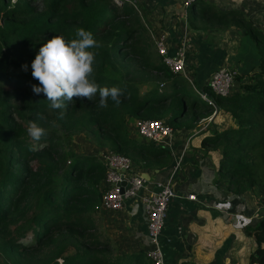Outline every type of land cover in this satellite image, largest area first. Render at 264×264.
Segmentation results:
<instances>
[{
  "label": "trees",
  "instance_id": "16d2710c",
  "mask_svg": "<svg viewBox=\"0 0 264 264\" xmlns=\"http://www.w3.org/2000/svg\"><path fill=\"white\" fill-rule=\"evenodd\" d=\"M185 19L201 31L237 27L243 43L255 49L256 61L246 59L235 75L239 82L238 76L247 77L241 88L235 84L230 94L219 95L208 82L199 85L214 105L193 94L186 76L168 69L129 1L0 0L1 264H152L142 248L116 250L99 229L106 166L96 154L77 152L74 136L81 132L99 147L128 156L136 169H153L170 151L135 138L131 119H161L175 131L194 130L213 111L202 138L203 144H221L213 181L255 201L260 219L244 226L253 242L246 264H264V30L240 8L210 0H194ZM78 27L101 45L92 49V78L101 87L121 88L119 104L109 98L100 108L97 93L92 101L77 99L53 110L43 93H33L38 81L32 69H20L31 67L47 39L57 34L70 40ZM38 113L45 119H37ZM33 120L46 129L40 141L28 135Z\"/></svg>",
  "mask_w": 264,
  "mask_h": 264
},
{
  "label": "crops",
  "instance_id": "0c3cea01",
  "mask_svg": "<svg viewBox=\"0 0 264 264\" xmlns=\"http://www.w3.org/2000/svg\"><path fill=\"white\" fill-rule=\"evenodd\" d=\"M136 1L140 5L142 24L147 28L152 40L153 34L166 33L171 42L177 41L185 45L188 66L186 78L189 80L192 77L202 85L208 82L212 71L217 67L228 65L239 73L238 69L246 63L247 58L243 59L242 56L243 33L237 27L225 30H196L191 28L185 19L187 6L182 0ZM210 1L219 7L240 8L264 30V0ZM202 121L200 128L181 129L173 134V146L167 147L172 155L168 163L153 169H141L143 175L150 180L166 181L176 160H181L174 173V189L177 195L167 208L165 224L160 234L161 247L165 260L170 264H246L253 242L244 226L253 225L258 221L260 212L255 201L246 193L238 195V201L234 202L239 217L243 219L240 225H233L222 213L206 205L205 202H216L214 196L217 190L225 196L231 194L214 184L218 164L215 159L218 156L219 159L221 154L218 153L214 157L212 155L215 151H209V154L202 151L200 136L203 134V138L209 131L206 125L211 124L212 120L208 123ZM223 126L224 124L221 127ZM194 138L198 141L192 143ZM188 193H196L198 200L188 199ZM232 195L234 197L236 194ZM248 217L253 220L250 221ZM123 218H126L128 229H132L134 234H139L135 239L134 235H123V252L142 248L146 244L147 229L140 197L127 202L123 208Z\"/></svg>",
  "mask_w": 264,
  "mask_h": 264
},
{
  "label": "built area",
  "instance_id": "2783aa9c",
  "mask_svg": "<svg viewBox=\"0 0 264 264\" xmlns=\"http://www.w3.org/2000/svg\"><path fill=\"white\" fill-rule=\"evenodd\" d=\"M119 4L123 1L133 3L140 10L134 0H115ZM185 6H189L194 0H182ZM155 48L161 56L164 64L174 73H180L187 77V56L185 45L177 41L171 42L166 33L152 35ZM236 71L228 66H219L214 69L208 79V85L214 94L228 95L234 89ZM200 97L214 105L212 97L205 91L197 89ZM213 111L207 117V123L211 121ZM136 131L145 139L157 144L172 148L175 129L161 119L139 118L134 120ZM105 164L106 170L103 178L104 192L100 206L107 210L117 211L125 208L128 201L141 198L146 220L145 246L146 255L152 264H170L165 260L161 247L160 234L164 227L167 208L170 201L177 195L173 187V173L180 166L181 160L177 159L171 175L166 181L150 180L146 178L141 169H136L133 161L126 155L111 149H104L99 157ZM217 190V189H216ZM191 200H198L196 193H188ZM215 201L205 202L210 208H215L222 213L227 221L233 225H240L243 219L239 217L234 202L238 201V195L223 194L216 191ZM236 199V200H235ZM251 221L252 217H248ZM242 221V222H241Z\"/></svg>",
  "mask_w": 264,
  "mask_h": 264
},
{
  "label": "clouds",
  "instance_id": "9594fccd",
  "mask_svg": "<svg viewBox=\"0 0 264 264\" xmlns=\"http://www.w3.org/2000/svg\"><path fill=\"white\" fill-rule=\"evenodd\" d=\"M100 46L93 34L82 27L76 29L75 38L70 40L57 34L47 39L31 62L32 77L38 81L31 86L33 93H43L53 110L64 109L66 102L77 99L92 101L97 93L100 96L98 107H107L109 98L119 104L123 95L121 88L101 87L92 78L96 55L92 49ZM22 68L27 71L28 65L23 64ZM59 115L62 118L63 112ZM37 119L44 120L45 116L38 113ZM27 132L34 141L47 135L46 129L35 120L29 123ZM31 150L35 151L36 146Z\"/></svg>",
  "mask_w": 264,
  "mask_h": 264
},
{
  "label": "rangeland",
  "instance_id": "374dc122",
  "mask_svg": "<svg viewBox=\"0 0 264 264\" xmlns=\"http://www.w3.org/2000/svg\"><path fill=\"white\" fill-rule=\"evenodd\" d=\"M242 49H244V53H242V56L244 57L243 59L247 58L250 60L251 63H254L256 61L255 49L251 45H249L248 41H245L244 43H242ZM228 67L231 68L230 66H228ZM30 68L31 67H29L27 70H29ZM20 69L23 70V68H20ZM238 77H239V79H241V81L239 82L238 79L236 80V76H235L234 85L236 84L235 87L239 86L241 88V84L246 83L247 81L244 82L243 78H240V76H238ZM186 85L189 89H191L193 94L198 95V97L200 98V95L197 91V89H200V88H199V84L197 83L196 79L194 80L191 77V80H189L188 78H186ZM135 119H137V118L131 119L132 122L131 121L129 122V125H130L129 127H130V130L132 132V135L139 137V138H142L143 140H147L144 137H142L136 131V129L134 127V120ZM204 121L206 122L207 120H204ZM202 125H203V123H199V128L202 127ZM208 125H209V127H208ZM208 125H206V127L210 128L212 126V122H211V124H208ZM202 135L203 134H201V136H200V145L203 148L202 151L208 152V154H209V151H215L214 154L212 155L214 157L218 153L221 154V152H220L221 144L220 143L203 144L202 143ZM196 141H198L197 138L192 139V143L196 142ZM73 147L75 148V150L77 152L87 153V154H96L98 156V158L100 157L102 150L109 149V148H105V147H102V148L99 147L95 141L84 136L81 132H78L75 134L74 140H73ZM198 151H200V150L198 149ZM169 157L172 158V155L170 152L166 153L165 155H163L161 157V160L163 161V165L169 162ZM218 157L215 159L216 162H218V160L220 159V158L218 159ZM174 173H173V187L175 188L176 186H175V182H174V178H175ZM99 214H100V219L98 221V227L101 230V232L105 231V233L108 236L112 237V239L115 241L114 247L116 250L123 252V240H124L123 235H125V233L128 236L134 235V239L137 235H139L137 233L134 234L132 229H128L126 221H125L126 218H123V209L117 210V211H112V210H107V209H104L103 207H101L99 210ZM142 249L146 250L145 244L142 246ZM1 260H2V258L0 256V264L2 263ZM242 264H245V263H242Z\"/></svg>",
  "mask_w": 264,
  "mask_h": 264
},
{
  "label": "water",
  "instance_id": "95a60500",
  "mask_svg": "<svg viewBox=\"0 0 264 264\" xmlns=\"http://www.w3.org/2000/svg\"><path fill=\"white\" fill-rule=\"evenodd\" d=\"M146 177V176H145Z\"/></svg>",
  "mask_w": 264,
  "mask_h": 264
}]
</instances>
